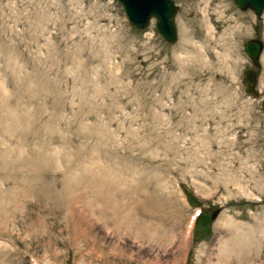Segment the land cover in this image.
<instances>
[{"label":"rangeland","instance_id":"1","mask_svg":"<svg viewBox=\"0 0 264 264\" xmlns=\"http://www.w3.org/2000/svg\"><path fill=\"white\" fill-rule=\"evenodd\" d=\"M173 1L168 43L118 0H0L1 264H206L264 215V10Z\"/></svg>","mask_w":264,"mask_h":264},{"label":"water","instance_id":"2","mask_svg":"<svg viewBox=\"0 0 264 264\" xmlns=\"http://www.w3.org/2000/svg\"><path fill=\"white\" fill-rule=\"evenodd\" d=\"M122 4L130 24L137 29L146 28L152 19H155L157 31L168 43H174L177 39V30L174 16L177 6L173 0H153L146 4L145 9L137 6V0H118ZM142 1V0H138ZM241 10L251 9L257 16H261L264 10V0H232ZM263 49V44L258 39L247 41L244 50L249 58L259 67L257 62ZM243 77L246 79L245 90L247 93L257 96V75L253 69H247ZM216 212L212 214L214 218Z\"/></svg>","mask_w":264,"mask_h":264},{"label":"bare ground","instance_id":"3","mask_svg":"<svg viewBox=\"0 0 264 264\" xmlns=\"http://www.w3.org/2000/svg\"><path fill=\"white\" fill-rule=\"evenodd\" d=\"M151 1H153V0H142V1L137 0L136 2H137V6L140 9H145L146 4L151 3ZM183 34L186 37L187 34L185 32ZM209 37H212V35L209 34ZM244 167L248 169L249 168L248 163L244 164ZM222 172H224V171H222ZM229 172L231 173V170ZM225 177H226V175H225ZM228 177H230V176H228ZM233 179H234V177H233ZM236 181H238V180H236ZM234 184H235V182H234ZM256 186H258V184ZM239 188H240V186H239ZM236 191H237V189H236ZM243 191H241V192L243 193ZM202 216H203V214L200 215V217H202ZM200 217L198 218V221L200 220ZM246 223H248V222H246ZM246 223L243 224L242 222L239 223L238 221L237 222L231 221L230 230H228V233H227L228 234L227 239L224 237L226 240H221V241L219 240L220 243H219V245L217 244L218 249H217V254H216L217 255L216 262L215 261L212 262V260L210 262V260H207L206 264H253V262L255 260L259 259L262 255L264 257V215L258 216L256 214H253L251 216V223H249V224H246ZM217 243H218V241H217ZM211 250H213V249H211ZM215 250H216V248H215ZM212 252H214V251H212Z\"/></svg>","mask_w":264,"mask_h":264}]
</instances>
